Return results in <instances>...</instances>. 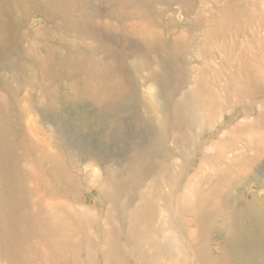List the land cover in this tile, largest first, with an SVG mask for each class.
<instances>
[{
  "label": "rangeland",
  "instance_id": "rangeland-1",
  "mask_svg": "<svg viewBox=\"0 0 264 264\" xmlns=\"http://www.w3.org/2000/svg\"><path fill=\"white\" fill-rule=\"evenodd\" d=\"M55 1L5 0V8L0 7V128L5 131V148L0 150L5 153L0 156V264H111L110 255L105 252L115 229L120 227L122 215L126 216V211L130 213L129 209L139 212L148 203L141 199V190L135 198L132 196L129 182L123 181L125 188L113 192L112 185L118 186L123 180L122 168L134 164L137 157L147 158L153 146L162 144L163 153L169 152L170 160L166 164L170 172L156 178L159 184L154 185L148 178L150 182L142 183L143 192H151L156 185L162 192L165 182L194 178L189 170L185 175L184 169L178 167L181 162L178 157L188 154L193 145L180 146L184 150L181 152L172 137L198 129L188 130L186 126L170 129V115L173 113L174 119L176 115L172 108L167 111L169 115L166 112L163 115L161 106L170 108L190 90L198 91L192 102L194 114H201L202 127L208 136H217L209 148L212 150L202 161H207L213 151L238 143L245 133L250 143L259 144L264 153V0H248L249 4L244 7L246 3L239 2L228 7L227 0L158 3L140 0L146 5L143 12L136 8L138 0H120V5H115L117 0H109L112 2L107 3L109 7L100 0L94 6L90 0H78L80 3L59 0L60 5ZM180 1L183 2L179 5ZM212 1L220 2L219 6L218 3L211 5ZM203 4L209 5L208 8L201 10ZM70 5L73 7L70 23L64 25L61 15ZM114 9L128 14L114 16ZM43 11L46 15L41 14ZM159 13L164 14L162 18ZM195 14L206 17L202 30L210 28L222 15L230 21L224 27L230 35L234 34L235 27H241V32L233 38L225 32L222 40L214 42L211 51L200 54V49L206 48L204 37L211 40L216 34L191 36L195 31L191 17ZM157 19L171 22L163 24ZM83 23L85 28H93L91 33L77 30ZM169 24L174 30L168 33L164 28ZM151 33H155L154 39L164 37L182 45L187 66H180L185 70H181L177 90L174 82L170 87L166 82V85L156 82L159 80L155 76L164 72L161 51L167 46L159 55L141 57L140 50L136 54L135 49L140 46L136 39ZM228 48L232 49L225 54ZM48 54L67 55L72 60L67 65L75 71L73 75L52 76L54 70L47 69ZM89 63L94 64L92 70L85 68ZM120 67L126 68V72ZM244 71L248 73L245 76L250 86L242 80L240 85L233 86L232 82H238ZM152 74H155L153 79ZM120 77L130 78L127 83L132 82L127 88L134 89L138 95L136 111L118 110L109 101L125 90L124 85L117 83ZM102 94L108 104H102ZM242 109L248 110V114L243 113L247 119L240 118L235 126L225 129L224 123L232 113L241 114ZM205 137L201 135L202 139ZM54 141L74 149L69 150L74 159L72 165L66 159L67 149L58 155ZM102 151L120 160L105 162L94 156ZM43 153L65 161L58 169L69 177L67 183L60 185L52 178L51 166L44 162ZM189 168L195 170L193 165ZM131 169L132 174L131 170H125L129 179L134 173V168ZM253 176L255 179L243 180L232 190L230 199L236 206L251 201L254 196H264V155L254 167ZM183 187L180 186V195ZM21 190L32 192L22 203L12 198ZM187 193L185 187L184 194ZM149 196H145L147 200ZM159 203L155 224L161 225L165 215ZM38 218L42 219L41 223ZM142 222L135 223L127 215L122 227L128 251L138 255L150 251L149 246L142 240L127 241V233L132 226L138 229L144 226ZM9 234L13 238L7 237ZM220 243L218 239L217 245ZM221 248L222 244L217 246ZM157 257L158 254L154 261L159 260ZM130 264L134 261L130 260Z\"/></svg>",
  "mask_w": 264,
  "mask_h": 264
},
{
  "label": "bare ground",
  "instance_id": "bare-ground-1",
  "mask_svg": "<svg viewBox=\"0 0 264 264\" xmlns=\"http://www.w3.org/2000/svg\"><path fill=\"white\" fill-rule=\"evenodd\" d=\"M58 1L59 0L55 2L60 5L62 0ZM72 1L80 3L78 0ZM96 1L99 0H90L89 2L94 6ZM100 1H103L106 6H108L107 3H112L109 0ZM155 1L156 0H154V2ZM162 1L163 0H157V3ZM183 1H180L179 5ZM247 1L248 0H232L231 3L227 0L226 3L228 7H232L238 2L243 4ZM114 3L115 5H120L122 4V1L117 0ZM217 3V1H212L211 5ZM219 4L220 2L217 6H219ZM248 4L249 2L244 4L243 7ZM188 5H191V3H188ZM208 6L209 5L203 4L201 10L203 8H208ZM0 7L5 8V0H0ZM136 8L140 10V12H143L146 5L138 0ZM181 8H184V6ZM181 8H179V10ZM72 9L73 7H71V5L68 6L61 15L64 25L70 23L69 16ZM75 10L76 6H74V11ZM217 12H219V10H217ZM114 13V16L118 15L121 17L128 14L127 11H119L116 9H114ZM228 13L226 16H232L231 14L228 15ZM41 14L46 15V12L43 11ZM138 15L146 18L141 13ZM163 15V13H159L161 18ZM91 16L92 15H89V17ZM155 19L156 18L153 20ZM230 19L233 18L230 17ZM160 21L164 24L165 21L169 20L161 19ZM191 21L193 29L195 30L193 34H190L191 36L194 37V34L200 33L204 35L207 33H212V35L216 34V37L211 40L204 37L203 44L206 48L204 49V47H202L200 49V54L206 55L211 51L214 42L222 40L221 37H224L226 33L228 34V37L233 38L241 32V27L239 29L235 27L234 34L230 35L228 29L224 28L230 21H227V18L222 17V15L218 16L212 23V26L206 30H202L204 23H206V17H202V14L198 16L195 14L191 17ZM79 25L81 29L77 30L81 33H91L93 29L88 27L85 28V23ZM227 27L229 28V26ZM164 29L168 33L171 32V30H174L170 24L166 25ZM120 37L122 36L120 35ZM154 37L155 33H151L148 37L139 40L135 38L138 44H140L139 49H135L136 54L140 50L138 56L141 57H147L150 54L159 55L161 49H164L165 46H167L165 51L162 50L164 53L161 51V55L164 58H161V66H164V72H162L160 76H155L159 80L156 82L161 85H164V82H166L168 87L174 82L177 90L181 83V70H185V68L180 69V66H187V60L184 57L185 52H181L182 45L176 40L169 41L164 37L154 39ZM163 40L165 41L163 42ZM171 42H173L172 45H170ZM230 49L232 48H228L225 54H228ZM177 51H179V53H176ZM204 58L208 59L209 56H205ZM48 60V71L54 70L51 71L52 76H71L75 72L69 70L72 60L68 58L67 55L59 56L56 54H48L47 61ZM177 63L179 66L176 65ZM93 65V63H89L85 68L92 70ZM190 65L191 64H189V66ZM120 68L124 69L126 72V68ZM86 73L89 75L92 74V72ZM154 75L155 74H152V79ZM245 75H248L247 71H244V74L239 77L238 82H232V85H240L242 80L243 84L250 86ZM125 79L126 78L124 77H120L117 80L118 84L125 86V90L116 93L114 97H110L111 99L109 101L118 110L132 109L136 111L139 106V104H137L138 95L134 89L127 88V85L132 83H127L130 78ZM197 96L198 91L195 93V90L193 89L186 94L185 98L183 97L182 99H179V101L170 108H168V105L166 104V106L163 105V107H160V110H162L161 113H164L163 115H165L168 110L170 111L171 108L176 115V119H174L173 113L170 115L171 117L168 123L169 128L179 129L180 126H186L188 130L198 129V131H182L181 134L179 133V135L172 137L174 143L178 142L177 147L181 152H184V150H181L179 148L180 146L183 145L184 147L187 144L193 145L192 148H189L188 154L182 153V155L178 157L181 161L178 163V167L184 169L185 175L189 170L194 178H187L184 181L176 183L165 182L163 183V185L166 186L163 189L164 191H159V187L156 185V189H152L149 193H144L142 189L144 186L142 184L143 182L145 184L146 181L151 180L154 185L159 184L158 180L156 181V178H158L159 175L169 174L170 172L169 165L166 164V162L170 160V156L167 155L169 152L163 153L165 150L161 149L162 144H158L157 142L158 145L152 147L153 149L150 156H147V158L143 160L141 157H137L134 159V164L126 165L128 168H122L121 174L124 176L123 180H120L118 186H115V184L112 185L113 192H115L116 189L121 191L122 187L125 188L124 185L126 182H129V185H132L130 193L133 197L137 196V193L140 190L142 191L143 195H141V199L143 198V200L148 202L140 208V210L144 211L139 210V212H135L136 209H129L130 213L126 211L127 214H125V210L123 209V213L126 216H130L135 223L139 224L140 221L143 220L142 223H145L146 225L141 226L139 229L132 226L127 233V241L139 243L142 240L148 244L150 251L146 252L145 255L143 252L138 255L133 251H128L126 243L124 242L125 236L122 229V227H124V218L126 216L122 215L120 227L115 229L109 249L105 252L110 255L111 264H130V260H133L134 264H264V196H254L251 201L245 202L241 206H236L230 199L233 192L232 190L235 189L237 184L241 183L243 180L255 179L253 176L254 167L261 162L264 153L259 147V144L254 146L250 143V138H248L245 133L244 136H241L238 143L232 142L222 150H215L207 161H202L208 156V151L212 150L209 148L215 143L217 136L212 137L213 134L208 136V133L204 132L206 129H203L202 127L201 114L199 112L194 114L195 105H192V102ZM91 98H94V95ZM100 98L101 102H104L102 104H108L105 95L102 94ZM155 108L158 110L156 106ZM1 109L3 110L4 107H1ZM243 113L248 114V110L242 109L241 114L232 113L229 120L224 123L225 129L235 126V122L240 118H242V120L247 119V116ZM45 115H48V113H45ZM166 115H169V112ZM52 120L55 122L54 119ZM245 128L248 129V126H245ZM4 135V129L0 128L1 151L5 148V144L3 143ZM198 135L200 138V140H198L199 142L196 140ZM201 135H205V139H202ZM54 144L57 154H61V150L67 149L69 156L66 155V159L71 164L74 159L70 155L69 150L74 151V149L70 148L68 145L66 146L64 143H61L60 145L56 141H54ZM206 144H208L207 147H205ZM203 149L207 150V152ZM1 151L0 156H5V153ZM94 156L101 157L105 162L120 160L119 157L115 155H105L103 151L94 153ZM42 157L44 162L51 166L50 171L53 179L58 181L60 185H62L63 182L67 183V180L69 181V177L63 175L58 169L63 166L61 162L66 164L63 159L59 160L57 157L53 158L44 153ZM121 158H123V156H121ZM206 162L213 164L208 165L205 164ZM192 165L195 170L189 168V166ZM131 168H134V173L133 177L129 179L127 177L129 175H125V170H131L132 174L133 170ZM17 178L20 177L17 175ZM148 178L149 180H147ZM195 180H198V182L196 183ZM123 181L125 184H123ZM179 185L184 186V192L186 187L189 193L184 194L181 189L180 195ZM166 188H169L170 191H165ZM156 190H158L159 193ZM29 194H32V192L30 193L29 191L21 190L19 191L18 196L12 198L14 201L22 203L21 201ZM144 194L145 196L150 195L148 200ZM152 197L154 198L152 199ZM159 201H161L163 207L162 213L164 212L165 215L160 220L161 225L155 224L157 211L159 212L160 207ZM157 202L159 203L158 205ZM146 214H148L147 217ZM41 220L42 219L40 218L37 219L39 223H41ZM3 229L5 231V227H3ZM3 236L5 237V235ZM216 236L217 239H215ZM7 237L13 238V234H9ZM218 239L221 241L219 245H217ZM221 244L222 248L220 250L217 249V246H220ZM157 254L159 255V257H157L159 260L154 261V259H156L154 257Z\"/></svg>",
  "mask_w": 264,
  "mask_h": 264
}]
</instances>
